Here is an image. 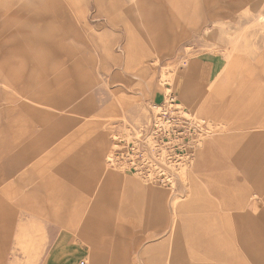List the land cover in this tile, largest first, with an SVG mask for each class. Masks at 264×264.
I'll return each mask as SVG.
<instances>
[{
  "label": "rangeland",
  "instance_id": "obj_1",
  "mask_svg": "<svg viewBox=\"0 0 264 264\" xmlns=\"http://www.w3.org/2000/svg\"><path fill=\"white\" fill-rule=\"evenodd\" d=\"M262 15L264 0H0V264H264ZM161 39L174 50L145 73ZM184 58L230 79L200 86ZM171 91L206 121L172 184L112 166Z\"/></svg>",
  "mask_w": 264,
  "mask_h": 264
},
{
  "label": "built area",
  "instance_id": "obj_2",
  "mask_svg": "<svg viewBox=\"0 0 264 264\" xmlns=\"http://www.w3.org/2000/svg\"><path fill=\"white\" fill-rule=\"evenodd\" d=\"M152 112L149 128L137 141H115L108 161L112 166L171 185L172 169L180 168L186 161L187 144L203 131L206 121L186 109L173 91L163 93L161 101L152 104Z\"/></svg>",
  "mask_w": 264,
  "mask_h": 264
},
{
  "label": "crops",
  "instance_id": "obj_3",
  "mask_svg": "<svg viewBox=\"0 0 264 264\" xmlns=\"http://www.w3.org/2000/svg\"><path fill=\"white\" fill-rule=\"evenodd\" d=\"M174 39H176V38H174ZM175 44L176 43L174 42L173 45L170 46L169 42L167 40H162V39L160 41L156 40L154 43V46H153V48H154L153 55H152V53L151 54L148 53L141 60H139V62H141L142 64L150 62L149 64H146V66H145L146 67V69L144 70L145 73L150 70V68H151L150 66L154 65L155 62L157 63L158 61L161 60V56H162L161 53L162 52H166V51L168 52L170 50H174ZM189 53L190 52H186L187 55ZM190 60L191 61H188V58H184V63L187 65L188 73L190 75H192L193 77L195 76L196 80L198 81V83L200 85H208L210 88H212V85L218 79L221 80V84L227 83L226 82L227 80L229 81L230 78H226V79H225V77L222 78L224 69H223L222 73L215 75V76H212L209 74V71H208V70L214 71L213 66H210L211 63H203L202 61H200L197 58H191ZM235 67L236 66L234 65L232 67L229 66L228 68H235ZM146 75H148V74H146ZM210 91H211V89H210ZM209 96H211V98H213V97L217 98V97H220L222 95H214L213 96L211 94ZM207 98H208V96H207ZM206 101H207V99H206ZM207 102L204 103V108L207 109L206 113H212L213 109L211 110L210 103H209V101H207ZM224 136H226V134H220L214 140L208 141L207 144H205L204 147L202 148L201 155L206 156V154L213 151V149H215L216 147H223L224 146V141H223ZM108 180L111 181V180H114V178L113 179L108 178ZM143 185H145V184H143ZM153 188H155L156 193L159 192V190L156 187L151 186V189H153ZM145 189H146V187L145 188L143 187V190H145ZM117 224H119V223L117 222ZM80 226H81V220L78 222V220H76V216H75V220L70 225H68V227L73 229V230H79ZM70 244H71L70 242H66L59 249L63 248L64 246L70 245ZM66 254H69V253L67 252ZM103 257H106V256L102 253L101 249L97 248V253L94 256V260L96 262H98V260L100 261V259H102ZM107 261H108L107 264H126L124 261H121L120 258H115V257L112 260L107 259ZM78 262H79V257L75 260V262H72L71 264H77Z\"/></svg>",
  "mask_w": 264,
  "mask_h": 264
},
{
  "label": "bare ground",
  "instance_id": "obj_4",
  "mask_svg": "<svg viewBox=\"0 0 264 264\" xmlns=\"http://www.w3.org/2000/svg\"><path fill=\"white\" fill-rule=\"evenodd\" d=\"M261 19H262V21L264 22V15H262V17H261ZM200 86H204V85H200ZM203 88V87H202ZM201 89V88H200ZM200 89H197L196 91H195V94L200 90ZM114 175V174H113ZM113 175L112 174H110L109 175V177H113ZM118 176V175H117ZM114 178V177H113ZM118 179H119V177H117V181H116V183L115 184H117L118 183ZM139 190H143V185H141L140 183H138L137 184V186H136ZM141 188V189H140ZM145 188V187H144ZM144 191V193H147L148 194V192H146V191H148L147 190V188L145 189V190H143ZM142 191V192H143ZM151 191V190H150ZM154 192H156L155 190H153ZM159 194V192L158 193H156V194H149V195H153L155 198L157 197V195ZM103 195V194H102ZM102 195H101V197H102ZM100 203V202H99ZM92 210V209H91ZM82 211V210H81ZM78 213L80 212V208H79V211H77ZM90 220H92V219H90ZM88 218L86 217V219H85V222H84V224H83V226H82V229H83V232H84V234L85 235H88V238L90 237V234H88L87 233V229L90 227L89 226V224H88ZM94 221V220H93ZM83 238V237H82ZM91 242L92 243H94V241L93 240H91ZM90 243V242H89ZM90 245V244H89ZM94 245V244H93ZM97 249V248H96ZM91 251H92V249H91ZM90 251V252H91ZM98 262H100V261H98ZM112 263V262H111Z\"/></svg>",
  "mask_w": 264,
  "mask_h": 264
}]
</instances>
